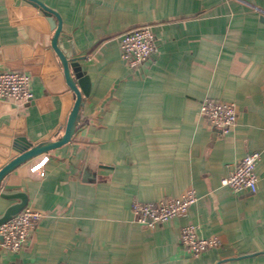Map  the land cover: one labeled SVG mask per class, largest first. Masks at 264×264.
<instances>
[{
    "label": "crops",
    "instance_id": "0c3cea01",
    "mask_svg": "<svg viewBox=\"0 0 264 264\" xmlns=\"http://www.w3.org/2000/svg\"><path fill=\"white\" fill-rule=\"evenodd\" d=\"M39 1L57 13V47L77 61L87 92L69 140L2 180L42 216L18 251L0 239V264H264V0ZM144 24L156 49L131 68L118 39ZM53 34L30 0H0V70L28 73L33 94L25 104L0 100V149L7 138L63 134L74 94ZM205 97L236 105L228 133L199 115ZM254 150L256 192L222 186ZM188 188L197 199L183 215L152 227L135 220L134 199ZM15 201L0 197V214ZM188 223L220 245L193 256L180 243Z\"/></svg>",
    "mask_w": 264,
    "mask_h": 264
},
{
    "label": "built area",
    "instance_id": "2783aa9c",
    "mask_svg": "<svg viewBox=\"0 0 264 264\" xmlns=\"http://www.w3.org/2000/svg\"><path fill=\"white\" fill-rule=\"evenodd\" d=\"M118 49L121 60L131 68L146 61L156 49L151 26L144 24L124 31L118 39ZM30 81V75L24 71L0 70V100L15 105L27 103L33 96ZM199 115L214 127L219 135H224L235 125L236 105L231 101L205 97L200 102ZM258 158V151L244 153L230 172L221 178L220 184L235 193L240 191L255 193L258 181L256 172ZM38 166V164H34L31 169L35 170ZM196 199L197 196L193 189L188 188L177 197H161L155 201L134 199L131 208L137 222L152 227L175 216L183 215ZM41 216L40 211L26 205L11 218L1 223L0 236L3 246L10 251L21 249ZM180 243L193 256H197L210 248L219 246L220 239L215 235L199 236L196 226L188 223L180 229Z\"/></svg>",
    "mask_w": 264,
    "mask_h": 264
},
{
    "label": "water",
    "instance_id": "95a60500",
    "mask_svg": "<svg viewBox=\"0 0 264 264\" xmlns=\"http://www.w3.org/2000/svg\"><path fill=\"white\" fill-rule=\"evenodd\" d=\"M30 1L44 11L50 23V26L54 29L51 46L61 62L65 82L74 94V101L64 121V131L60 138L46 143L41 142L35 144L30 143L23 137H18L13 140H9L7 138L4 140V146L0 149V197L6 199H17V201L5 207L3 212L0 214V224L11 218L27 204V197L25 193L19 191H4L1 187L2 180L10 171H12L17 166L26 163L32 158L38 156L39 154L44 153L57 146H60L69 140L72 130L74 128L76 117L78 115V110L83 103L81 93L86 94L87 92V77L81 70L77 61L69 62L68 59H66L63 53L57 47V36L60 31V20L58 18L57 13L46 5H44L39 0ZM70 66L74 69L73 77L70 75L69 72ZM0 239L2 240L1 236Z\"/></svg>",
    "mask_w": 264,
    "mask_h": 264
}]
</instances>
